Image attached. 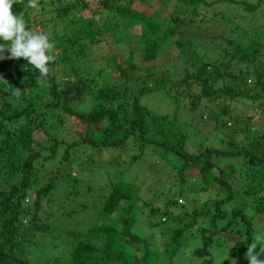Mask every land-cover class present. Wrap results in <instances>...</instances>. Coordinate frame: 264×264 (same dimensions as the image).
<instances>
[{"label": "trees", "instance_id": "obj_1", "mask_svg": "<svg viewBox=\"0 0 264 264\" xmlns=\"http://www.w3.org/2000/svg\"><path fill=\"white\" fill-rule=\"evenodd\" d=\"M53 1L38 0V7L42 9L44 2L50 4ZM55 1L60 2L54 8L57 11H75L79 7L84 8L89 5L84 2L85 0H72L63 3L61 0ZM94 1L95 6L90 11L92 21L87 23L88 29L81 28L79 31L77 29L75 35L70 32L52 33L49 38L50 42L55 45L52 54H58L60 60L65 61L84 57V50L87 47L85 44L82 45L79 55L75 50L79 36H84L83 38L88 39L91 44L97 42L101 29L95 26L96 23L94 24L93 20L97 19L98 21L101 19L102 12L108 13L115 9L129 21L128 23H141L139 33L135 34L137 38L134 42V49L139 60L151 63L147 67L145 66V70L148 71L146 76H151L150 70L154 68L152 65H154L155 58L158 57L157 49L166 45L164 40L174 30L165 29L157 40L155 38L160 27L157 20L144 16L142 12L132 9L126 3L118 4V0ZM194 1L197 0H188V2ZM224 1L238 3L244 10H253L263 0H253V2L249 0ZM128 2L130 3V1ZM160 2L167 5L168 0H160ZM30 10L28 0L14 3L12 7L14 15L23 14L27 29H29ZM190 13L197 15L195 9ZM200 17L205 16L200 15L198 18L199 21H203ZM189 21H194V19L189 18ZM180 22L183 23V21ZM180 43L181 41L175 42L176 45ZM192 45H195L194 42ZM213 47L221 49V58H228L224 64L228 70L222 71L215 66L222 59L214 58L208 61L199 55L201 61L196 70L189 74L185 72L181 81L192 77L191 85L196 84L199 87L196 94H190L191 108L196 106L194 100L206 99L209 103L217 102L215 103L216 108L210 111L208 118L213 121L212 127L218 132L220 139L224 138V141L232 142V145L227 150L205 146L191 153L182 148L185 137V129L182 126L171 127L168 124V127L162 129L157 122L156 115L152 116L151 111L139 102V97L143 92L156 89L146 86L145 76L139 78L140 86L134 91H128L125 86V89L120 92L114 84H104L92 90L90 85L96 82L95 74L97 73L89 75L86 78L87 81L75 76L74 82L61 83L56 81L54 75L49 72L46 82H42L38 79L39 71L25 59L0 60L2 75L6 66H9V72L15 75H18V70L23 66L27 69L26 76L14 82L4 77L0 78V264H42L40 261L30 260L25 254V250L36 246L35 237L43 238L45 231L49 232L50 225L46 219L53 212H51L50 206H47L43 211L45 214L42 218L39 217L38 210L41 207L42 199L52 191L55 185L58 187L63 182L74 183L76 181L68 167L71 163L79 161L77 159L80 156L77 153L78 150L80 151L79 145H82L83 149L88 146L90 150L100 151L106 147L123 146L127 142L134 146L138 145L142 149L146 143L152 145L153 148L161 146L165 150L174 149L175 153L182 158L181 164L197 166V171L202 173V181L204 179L207 182L216 181L219 186L225 184L228 188L231 185V179L221 180L219 171V174L214 176L210 170L213 167L210 155L239 156L242 159H240V164L243 165L242 171L237 174L231 170L230 178H233V181L242 178L244 182L248 183L241 184L234 192L228 190L220 198L213 200L210 205L209 200L198 204L194 197L188 200L185 206H182V211L179 213L172 215L161 210V215L166 218L171 217L173 222L177 219L181 220L185 216L188 217L183 225L172 227L168 231V236L170 241L174 242L177 237L187 231V227L195 228L201 239V245L195 247L192 254L201 258V264H216L211 257L207 258L208 248L213 246L212 235L225 230L238 235L227 252L231 258L230 261H233L234 264H248L245 253L248 245L254 240V232L251 221L246 217L244 208L246 202L243 196L248 193L253 194L256 198V209L264 212V196L261 194L262 191L264 192V127L257 130L252 128L250 123L255 121V115L264 110L261 106V102H264V43L257 44L255 42V45L251 46L228 39L224 46L218 44ZM69 48H71L72 55L68 51ZM55 62H57L56 58L54 62L48 64V68L55 70ZM114 66L124 80L131 77L130 69L133 66H126L125 63L124 66L120 64ZM7 72L4 75H7ZM218 77L221 78V86L214 87V82ZM153 81L158 84L155 87L162 88L167 94H171V84L163 86L160 84L161 80L156 78ZM16 88L22 91L19 97L14 95ZM84 91L88 93L89 97L92 96L90 98L91 107L85 112L73 110L69 106V102L80 98ZM170 96L176 106L178 104L176 101L179 98L175 93ZM220 98L222 100H218ZM245 100L255 104L256 107L258 106L259 110L255 108V113L241 116L235 104ZM59 111L72 116L71 128L74 135L72 134L71 141L60 138L53 131L54 128H57L56 123L63 122ZM146 116L151 117L149 122ZM162 117L165 118V116ZM149 125L150 127H148ZM225 128H230L228 135L224 134ZM34 131H40L42 137L33 138ZM67 141L68 143H66ZM176 144L181 147L177 149ZM58 147H61V151L56 163L46 172V178L42 183L37 185L36 171L43 164L54 159ZM73 151L76 152L72 154ZM90 155L88 154V156ZM136 156L137 154L133 153L131 158L135 159ZM123 186H125L123 182H118L107 192L104 191L101 194L100 200L98 199L100 206H97V212L92 211L95 214V220L91 221L83 231L66 229L64 233L68 236L65 235L62 244L65 250L66 248L68 250L65 252L64 260L52 258V261H46L43 264H133L136 259L138 264H169L172 262L171 257L174 251L169 254L166 246L165 249L161 248L160 250L152 248L151 242L134 236L132 243L125 240L126 236H130L131 224L137 212L140 211V207L136 203L138 198L131 197L122 188ZM183 187L179 186V189L182 188L180 191L185 190L193 193L192 191L203 190L202 188L197 189L194 185ZM28 196H30V201ZM189 201L191 202L190 206H188ZM171 202L167 199L164 205ZM81 208L85 211L84 204ZM188 208L190 209L189 213H187ZM216 226L218 227L216 228ZM36 231L42 232L39 233L40 236H35ZM170 241L167 242L168 245L171 243ZM214 241L213 248H218L220 240L217 237V239L214 238ZM160 255L165 257L166 262H160ZM260 258L264 259V255H261ZM221 264L231 263L224 260Z\"/></svg>", "mask_w": 264, "mask_h": 264}, {"label": "rangeland", "instance_id": "obj_2", "mask_svg": "<svg viewBox=\"0 0 264 264\" xmlns=\"http://www.w3.org/2000/svg\"><path fill=\"white\" fill-rule=\"evenodd\" d=\"M66 1L72 0H61L62 3ZM249 1L253 2V0ZM84 2L89 5L84 8L79 7L75 11L54 10L60 4L55 0L50 4L44 2L42 9L38 6L36 8L31 7L28 15L29 30L42 32L50 38L53 32L56 34L70 32L75 35L77 29L78 31L81 28L88 29L87 23L92 21L90 11L95 6V1L85 0ZM123 3L160 23L155 39L158 40L167 28L174 30L164 40L166 45L157 49L158 57L155 58L154 65H152L154 68L150 70L151 76H146L148 71L145 70L151 63L139 60L134 49V42L137 38L135 34L139 33L141 23H128L129 21L115 9L108 13L102 12L100 20H93V23H96L95 26L101 29L97 42L91 44L88 39L83 38L84 36H79L75 50L79 55L82 45L85 44L87 47L84 50V57L65 61L60 60L59 55L55 53L53 55L57 61L55 62L56 69L49 67V72L54 75L56 81L61 83L74 82L75 76L87 81L86 78L89 75L97 73L95 74L96 82L89 84L92 90L104 84H114L120 92L125 89V86L128 91H134L140 86L139 78L145 76L146 86L156 89L143 92L139 97V102L151 111L152 116L156 115L157 122L162 129L169 125L171 127L180 125L185 129L182 148L186 152L191 153L205 146H212L219 150L229 149L232 142L224 141V138L220 139L218 132L212 127L213 121L208 118L210 111L216 108L215 103L217 102L209 103L206 99L194 100L196 106L191 108L190 94H196L199 87L196 84L191 85L192 77L186 81H181V78L185 72L189 74L196 70L201 61L199 55L208 61L214 58L222 59L215 66L222 71L228 70L224 65L228 58H221V49L213 47L218 44L224 46L228 39L251 46H254L255 42L257 44L264 43V0L259 2L253 10H244L238 3H227L224 0H197L194 2L168 0L167 5H163L160 0H118V4ZM193 9L196 10L197 15L190 13ZM200 15L205 16L200 17L203 21L198 20ZM189 18H193L194 21H189ZM176 41H181V43L176 45ZM191 41L195 45H192ZM68 51L71 55L73 54L71 48ZM131 56L132 58H130ZM124 63L126 66H133L130 69L131 77L126 78V80L118 74L114 66L117 64L124 66ZM8 69L9 66H6L4 73ZM4 73L2 75L0 71V78L4 77L14 82L26 76L27 69L23 66L18 70V75L11 74L9 70L7 75ZM154 78L161 80L160 84L163 86L172 85L170 93H175L179 98L176 101L178 102L176 106L171 101V94H167L162 88L155 87L158 84L154 83ZM216 86H221L220 77L214 82V87ZM90 98L92 96L89 97L88 93L84 91L80 98L71 100L69 106L73 110L85 112L92 105ZM218 100H222V98ZM232 102L234 103V100ZM105 104L107 105V103ZM235 105L241 116L255 113V108L259 110L258 106L256 107L255 104L246 100ZM261 106L264 109V102H261ZM59 113H61L63 122L56 123L57 128H54L53 131L60 138L71 141L73 134L72 116L61 111ZM200 115L202 116L199 119ZM255 117V121L250 122L251 127L261 130L264 127V110ZM150 118L146 116L148 122ZM226 125L228 126V124ZM231 125L232 123L229 126L231 127ZM229 129L225 128L224 134L228 135ZM39 137H42L41 132L34 131L33 138ZM153 137L157 138L156 136ZM175 147L178 149L181 146L176 144ZM78 148L80 149L77 151L80 154L77 158L79 161L71 163L68 167L76 181L74 183L63 182L58 187L55 185L52 191L42 199L41 207L38 210L39 217L42 218L45 214L43 211L47 206H50L53 213L46 219L50 225L49 232L46 233L44 230L43 238L35 237L36 246L25 250V254L32 261H40L43 264L46 261H52V258L64 260L65 252L68 250V248L65 250L62 244L65 235L68 236L64 233L66 229L72 228L77 232L83 231L91 221L95 220V214L92 211L97 212L101 194L104 191L107 192L118 182H123L125 186L122 188L131 197L136 196L138 198L136 203L140 207V211L137 212L131 224L130 236H126L125 240L132 243L134 236L151 242L152 248L160 250L161 248L165 249L166 246L169 254L174 251L171 257L172 262L169 264H201V258L192 254V250L201 245V239L195 228L187 227V231L183 232L182 236L177 237L174 242H171L168 236V231L172 227L183 225L188 217L185 216L181 220L177 219L178 221L176 220L175 223L171 217L163 216V218L161 210L175 215L182 211V206H185L188 200L194 197L198 204L209 200L210 205L213 200L220 198L228 190L234 192L241 184L248 183L244 182L242 178L238 181H233V178H230L231 170L237 174L242 171L243 165L240 164L242 159L239 156L210 155V161L213 163L210 170L214 176H217L219 171L221 180L231 179L232 182L228 188L225 184V186H219L216 181L207 182L206 179L202 181V173L197 171V166L195 164L185 166L181 164L182 158L175 153L174 149L165 150L161 146L153 148L147 143L142 149V147L134 146L129 142L123 146L102 148L100 151L90 150L88 146L83 149L82 145H79ZM60 151L61 147H58L54 159L43 164L36 171L37 185H40L46 178V172L56 163ZM75 152L73 151L72 154ZM133 153L137 154L135 159L131 158ZM88 154L91 155L88 156ZM186 185H194L197 189L202 188L203 190L192 191L193 193L185 190L180 191L182 188L179 189V186ZM261 194L264 196L263 191ZM28 197L30 201V196ZM243 198L246 202L244 207L246 217L251 221L254 237L256 235L264 236V212L256 209V198L253 194L248 193ZM167 199L172 202L164 205ZM82 204L85 205V211L81 208ZM190 205L191 202L188 206ZM189 212L190 209L188 208L187 213ZM39 233L42 232L39 231ZM39 233L36 231L35 236H40ZM237 236L236 233L227 230L213 234V246L215 244L214 238L217 239V237L220 244L218 248H213V246L208 248L207 258L208 256L211 257L216 264H221L224 260L234 264L233 261H230L231 258L227 252ZM169 241L171 243L168 245L167 242ZM55 242L57 244H54ZM67 245L69 244L67 243ZM159 257H161L160 262H166L165 257L162 255ZM138 263L137 259L133 261V264Z\"/></svg>", "mask_w": 264, "mask_h": 264}, {"label": "clouds", "instance_id": "obj_3", "mask_svg": "<svg viewBox=\"0 0 264 264\" xmlns=\"http://www.w3.org/2000/svg\"><path fill=\"white\" fill-rule=\"evenodd\" d=\"M20 2L22 0H0V41H3L0 43V60L23 58L39 71L38 79L46 82L48 64L56 58L52 54L55 45L48 35L27 29L22 13L13 14V4ZM28 6L36 8L38 0H28ZM21 92L16 88L14 95L19 97ZM261 255H264V236L256 235L245 253L248 264H264Z\"/></svg>", "mask_w": 264, "mask_h": 264}]
</instances>
